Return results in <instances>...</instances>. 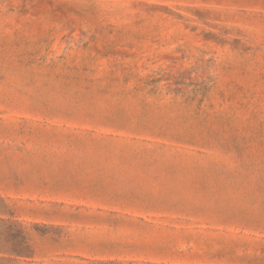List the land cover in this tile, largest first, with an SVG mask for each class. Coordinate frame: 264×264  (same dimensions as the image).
I'll use <instances>...</instances> for the list:
<instances>
[{"label":"rangeland","instance_id":"obj_1","mask_svg":"<svg viewBox=\"0 0 264 264\" xmlns=\"http://www.w3.org/2000/svg\"><path fill=\"white\" fill-rule=\"evenodd\" d=\"M0 197V264H264V0H0Z\"/></svg>","mask_w":264,"mask_h":264},{"label":"trees","instance_id":"obj_2","mask_svg":"<svg viewBox=\"0 0 264 264\" xmlns=\"http://www.w3.org/2000/svg\"><path fill=\"white\" fill-rule=\"evenodd\" d=\"M10 215L13 216L14 212L9 209L8 205L5 204V199L0 197V216ZM2 223H7L4 218H0ZM3 225H0L2 227ZM5 228V227H4ZM0 231V253H8L11 255L16 256H24L23 251V243L25 242V237L23 236L22 229L16 230V235L10 236L9 233L11 229H4ZM20 239V242L17 241L16 243L10 245V240Z\"/></svg>","mask_w":264,"mask_h":264}]
</instances>
